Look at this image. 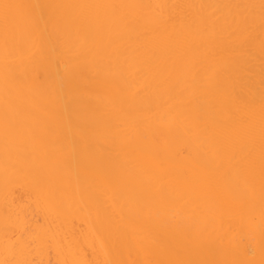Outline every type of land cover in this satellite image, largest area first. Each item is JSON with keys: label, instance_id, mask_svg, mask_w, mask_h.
Instances as JSON below:
<instances>
[{"label": "bare ground", "instance_id": "obj_1", "mask_svg": "<svg viewBox=\"0 0 264 264\" xmlns=\"http://www.w3.org/2000/svg\"><path fill=\"white\" fill-rule=\"evenodd\" d=\"M2 2L139 7L0 22V264H264L261 0Z\"/></svg>", "mask_w": 264, "mask_h": 264}, {"label": "snow or ice", "instance_id": "obj_2", "mask_svg": "<svg viewBox=\"0 0 264 264\" xmlns=\"http://www.w3.org/2000/svg\"><path fill=\"white\" fill-rule=\"evenodd\" d=\"M59 7H79V8H105V9H119L125 7H139V6H129V5H73V6H60V5H22L6 3L0 0V22L3 24L5 44L7 46L10 37L14 38L17 30L21 25H27L29 32L27 34V39L35 40L37 35L41 30V26L47 27L49 25L55 26L58 23V17L55 9ZM38 8L41 11L38 14H33L31 9ZM261 8L264 9V0H261ZM47 9H52V11H47ZM10 127L6 123V128ZM192 145H186V148L191 153ZM244 157L241 156L236 150H232L228 153V159L231 161L239 162ZM247 162L251 167L254 163L251 154H247ZM200 164H206L205 159H200L198 161ZM261 181L262 186H264V95L261 96ZM17 264H26L24 261H18ZM77 264H198L195 261H158L149 258H145L141 261H121L111 258L108 253H105V259L96 262H77Z\"/></svg>", "mask_w": 264, "mask_h": 264}]
</instances>
